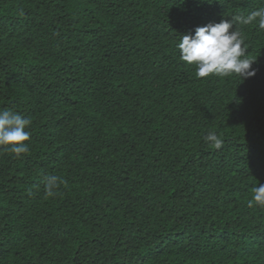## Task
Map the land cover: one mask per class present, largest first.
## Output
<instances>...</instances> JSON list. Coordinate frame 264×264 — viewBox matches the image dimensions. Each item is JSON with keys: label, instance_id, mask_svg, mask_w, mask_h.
Masks as SVG:
<instances>
[{"label": "trees", "instance_id": "16d2710c", "mask_svg": "<svg viewBox=\"0 0 264 264\" xmlns=\"http://www.w3.org/2000/svg\"><path fill=\"white\" fill-rule=\"evenodd\" d=\"M212 2L0 0V111L30 121L0 146V264H264V30L230 29L255 76L198 78L178 44Z\"/></svg>", "mask_w": 264, "mask_h": 264}, {"label": "clouds", "instance_id": "9594fccd", "mask_svg": "<svg viewBox=\"0 0 264 264\" xmlns=\"http://www.w3.org/2000/svg\"><path fill=\"white\" fill-rule=\"evenodd\" d=\"M192 4H198V0H191ZM204 9L215 18L221 20L219 23H208L199 26L194 34L182 35L178 44L180 59L189 65L196 66V76L206 78L210 75L227 77L232 74L238 75L242 80L255 76L256 69L252 67L255 61L247 59L245 54L247 46L241 31L233 28V23L249 24L253 21L258 23V28L264 30V9L253 11L247 17L242 15V10L237 7L234 0L215 1L205 6ZM235 79L232 78L231 82ZM30 121L20 114L11 111H0V146H6L9 151L16 154L26 153L28 145L25 143L30 139V132L26 128ZM205 140L219 148L222 141L215 133H209ZM144 177L141 176L140 179ZM148 182L158 190L164 187L156 185L153 181ZM56 186V178L50 177L46 186V194L53 195L52 188ZM179 194L186 192L177 189ZM255 205L264 208V184L254 189L249 207Z\"/></svg>", "mask_w": 264, "mask_h": 264}]
</instances>
